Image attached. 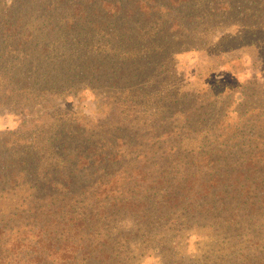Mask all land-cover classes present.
<instances>
[{
  "label": "rangeland",
  "instance_id": "rangeland-1",
  "mask_svg": "<svg viewBox=\"0 0 264 264\" xmlns=\"http://www.w3.org/2000/svg\"><path fill=\"white\" fill-rule=\"evenodd\" d=\"M94 1L97 4L94 11H97L100 3L98 0ZM13 5L11 7L9 0H0V15L4 16L0 27L1 62L8 60L13 63L16 58L21 59L23 54L29 55L34 46L36 54L31 56L38 57V60L42 61L38 63L43 66L50 60L67 63L70 58L80 54L77 64L81 62L84 49L81 46L76 51L67 49L71 44L70 37L66 44L67 37L59 41H55L53 37L50 42H45L48 47L44 53L38 49L39 34L45 32L46 27H53L66 20L69 23L75 21L76 24L75 15L91 13L89 11L92 10V6L88 0H14ZM255 13L258 22H263L261 20L264 18V9L259 8L247 13L251 17L245 18L247 23L244 26L240 23L234 24L239 19L231 14L223 20H213L203 23V26L199 25L194 31L195 34H192L195 49L177 53L175 51L170 63L165 61L163 67L159 65L155 67L154 74H148L146 77L150 88L145 90L143 98L141 92L127 89L128 85L116 87L117 93L108 96L101 89L102 85L86 78L81 79V73L85 71H81L80 67L74 69L73 63L68 76L69 79L71 76L74 78L64 85L55 84L46 88L44 94H35L37 98L34 106H31V101L22 100L20 107L15 106L20 109L11 106L0 107V135L20 133L19 138L11 140L2 137L6 139L8 149L3 148L7 151H11L12 144L18 146L23 154H26L25 150L28 148L34 149L38 137L34 139L33 133L39 134V129L43 126L55 129V126L64 123L63 125L69 127L68 130L77 136L73 138L77 143L68 153L55 155L47 150L46 142L41 145V162L30 157V160L35 161L34 166L39 167L36 172L28 167L27 171L16 176L22 168L18 164L14 168L11 167V175L8 173L4 179L0 178V264H97L93 260L81 262L84 257L78 250L74 248L72 255L69 256L71 247H67L66 244L61 246L64 240L68 241L67 235L69 233L74 235V232H78V239L83 237L84 241L91 235H96L95 239L98 241L110 240L114 248H120V251L125 254L127 251L129 254V256L126 254L128 260L125 264H165L168 260L164 259L165 255L172 257L173 261H179L181 258L201 261L210 255L213 238L204 231H198L193 223L189 226L191 229L187 230L186 223L179 221L181 217L179 213L171 218L172 223L166 220L161 225L154 226L155 230L150 232L143 228L137 230L138 225L134 226V220L129 216L113 219L114 221L112 217L108 219L106 215L111 214H108L105 206H100L105 196L102 191L104 187L107 192L111 188H120L124 183L123 173H131L137 169L150 172L152 164L160 166L164 161L159 159H163L172 147L178 151L175 155L172 152L174 158L179 157L180 152L184 153L183 155L190 153V157H197V153H204L210 150L212 144H216L214 136L205 137L204 133L201 134L202 127L199 128V132L190 133L195 130L189 127L193 121L187 124L180 116H173L174 122L160 124V119L166 116L163 112L166 108V95L169 93L175 100L181 95H187L185 98L187 102L197 99L195 107H202L203 124L204 120H207L205 121L207 125L213 124L229 105V117L225 124L236 123L237 117L245 115L240 120L242 123L247 122L249 126L255 127L264 126V28H251L255 21L250 20ZM86 20L90 21L92 17ZM63 26L64 24L59 27ZM78 28L82 35L87 31L90 34L94 33L93 27L90 26L82 25ZM77 30L74 26L69 33L75 36ZM65 33L66 31L63 32ZM78 40L80 44L88 43L85 47L94 53L99 52V49L91 47L93 45L101 47V50L110 46V40L103 39L101 33L91 40L82 37ZM92 59L93 57L88 61ZM66 63H58L53 72L50 70L51 66H44V72L52 77L60 76L68 69ZM62 67L63 71L60 72ZM6 70L5 65L0 63V78L3 73H7ZM55 73L58 74L54 75ZM98 88L105 94L98 91ZM1 91L2 97H7L5 86L0 87V96ZM121 92H124L125 97ZM241 92L245 94L241 105L232 104L233 101L241 99L238 95ZM128 97L132 98L133 103L124 107L123 100ZM23 104L26 105L22 106ZM176 107L177 105H174L173 110H176ZM251 110L255 111L250 114ZM122 111L124 113L120 114ZM234 111H237V114L233 113ZM23 121L28 123L22 126ZM29 121L36 122L31 124ZM126 126L128 132L138 128L141 136L128 138V135L123 133V139L119 134ZM54 129L43 131L39 135L41 141L42 139L46 141L59 130ZM162 132H170L171 135L165 139L161 137ZM157 135L160 136L159 139L155 138ZM260 136L264 137V134ZM249 138L251 140L245 138L241 141L243 149L237 147L229 151L235 154L233 159L250 154L252 148L246 146L261 144L260 142L254 144V136L250 135ZM2 145L3 142L0 147ZM117 153H120L121 157L112 161L114 154ZM139 153L140 158H135ZM223 155L228 157L227 153ZM194 160L200 168L198 159ZM4 168L0 171L1 174L9 172L6 164ZM66 177L72 180L71 184L64 181ZM255 178L259 179L260 185L251 186V197L252 200L255 199L254 203L257 202L261 206L264 205L262 199L264 171L250 177L252 180ZM49 182L50 186L45 192L50 196L47 199L38 195L33 186L39 187L40 183ZM67 186L70 189L66 191L64 187ZM98 195L102 198L97 200L95 198ZM104 210L105 215L102 214ZM92 215L94 220L98 218L99 223H102L97 231L95 226L92 227L93 222L87 221ZM258 216L254 228L256 232H262L257 238H264V208ZM76 217L84 221L81 223L74 220ZM69 218L72 219V224L68 223L71 222ZM248 234L251 236L250 231ZM38 235L45 239L43 240L45 243L52 238L58 245H53V248H39L38 242L41 240L38 239ZM251 240V237L245 236L244 247H248L249 250L245 249L239 256L243 255V258L247 259L244 264H259V258L260 264H264V243L257 249L252 246ZM58 246L61 248L59 251ZM255 249L257 251H254ZM37 251L41 252L40 256ZM233 255L237 258L233 259V263H237V254Z\"/></svg>",
  "mask_w": 264,
  "mask_h": 264
},
{
  "label": "trees",
  "instance_id": "trees-1",
  "mask_svg": "<svg viewBox=\"0 0 264 264\" xmlns=\"http://www.w3.org/2000/svg\"><path fill=\"white\" fill-rule=\"evenodd\" d=\"M9 1L11 2V7L14 6V0ZM89 2L92 6V10L89 11L91 13L75 15L76 24L75 21L69 23L66 20L64 23L59 22L53 27H46V31H42L39 34L40 43L38 49L44 53L47 52L48 47L45 42H50L53 37L55 41L67 37L65 44L68 37H70L72 40L67 49L76 51L79 46L84 49L81 62L77 64L81 54L70 58L67 63L65 61L54 62L50 60L44 66H51L50 70L52 72L58 63L68 64V69L60 76H49V74H45L43 64L38 63L42 61L38 60V57L31 56V54H36V46L33 47L34 50L29 52V55L23 54L21 59L18 60L16 58L13 63L8 60L6 62L0 61L7 69V73H3L0 78V87L3 88L5 86L7 93V97H2L3 91H1L0 107L11 106L14 109H20L15 108V106L20 107V101L22 100L31 101V106H34V101L37 98L35 94H44L47 91L46 88L53 87L55 84L64 85L74 78L71 76L69 79L70 76H68L73 63L74 69L80 67L81 71H85L81 73V79L86 78L100 86L102 85L101 89L108 96L117 91L116 87L128 85L127 89L141 92V97L143 98L145 90L150 88L146 77H148V74H154L155 67H158V65L163 67L165 61L170 63L169 61L175 51L177 53L178 51L195 49L193 48L195 43L192 34H195L194 31L198 29L199 25L202 24L201 26H203V23L213 20H223L231 14L239 19L234 24L240 23L244 26L247 23L245 18L251 17L247 14L248 12L259 8L264 9V0H98L100 7L97 11H94L97 6L94 3L95 1L88 0ZM50 7L48 6V8ZM256 14H253L250 20V22L255 21L251 28H264V18L261 20L263 22H258ZM90 17H92V20L87 21L86 19ZM3 21L4 16L0 15V27ZM62 24L64 26L59 27ZM76 25L78 27L82 25L93 27L94 33L90 34L87 31L82 35ZM74 26L78 30L75 31V36H72L69 31L74 29ZM130 26H133V28H130ZM97 29H100V31H97ZM147 30H150V32H146ZM65 31L66 33L63 34ZM99 33L102 34L103 39L110 40V46H107L105 50H101L99 46H91L99 49L97 53L90 52L85 47L88 43L80 44L78 40L79 37L85 40L90 38L91 40L92 37L97 36ZM88 56L93 57V59L88 61L91 58ZM62 71L63 67L60 72ZM57 74L55 73L54 75ZM97 90L100 91L99 88ZM125 91L128 92V90ZM121 93H123V96L125 95L124 92ZM238 95L241 99L233 101L232 104L237 103L240 106L245 94L241 92ZM186 96L181 95L179 99L177 97L175 100L170 93L166 95V108L165 112H163L166 116L160 119V124L166 125L170 121L174 122L172 120L173 116H180L187 124L193 121L189 127L195 130L190 131L189 129L190 133H196L202 127L201 134L204 133L205 137L214 136L216 144H212L210 150L204 153H197V157H190V153L183 155L184 153L180 152V156L178 155L179 157L174 158L171 155L172 152L175 155L178 151L172 147L163 159H159L164 161V163L160 166L152 164L150 172L137 169L131 173H121L124 183H122L120 188H111L108 192L104 187L102 191L105 194L104 202L100 206H105L108 214H111L106 215L108 219L112 217L111 219L114 221L113 219L129 216L134 220L133 225H138L137 230L143 228L148 230V232L155 230L154 226L161 225L166 220L168 223H172L171 218L176 213H179L181 215L179 221L180 223H186L187 230L191 229L189 226L193 223L192 225L198 231H204L213 238L212 251L203 260L181 258L179 261H173L171 260L172 257L165 255L164 259L168 258L165 264H244L247 259L243 258V255L239 256V254L245 249L246 251L249 250L248 247H244L243 240L245 236L252 238V246L257 249L261 243H264V238H257L262 232H256L254 228L257 224L255 219L259 217V212L263 211L264 205L260 206L257 202L254 203L255 199L252 200L251 197V186L257 187L260 185L258 183L259 179H250V177L264 171V137L260 136L264 134V126L255 127L249 126L247 122L242 123L240 120L245 115L237 117L235 119L236 123L225 124L229 117V105L226 106L225 112H222L213 124H205L207 120H204L203 124L201 120L204 115L202 107H195L198 100L187 102L188 100H185ZM128 98L123 100L124 107L133 103V100L131 101L132 98ZM107 99L109 100L108 97ZM25 105L23 104L22 106ZM174 105H177L178 109L176 107V110H173ZM254 111L251 110L249 113L252 114ZM123 113L122 111L120 114ZM233 113L237 114V111ZM27 123V121H23L21 125L24 126ZM29 123L31 122L29 121ZM63 124L55 126V129L59 130L50 135L46 141L44 139L41 141L39 135L43 131L49 130V128L54 129L53 127L43 126L39 129V134L34 132V139L37 136L39 141H36L34 149H26V154H23L22 150L13 144L11 151H7L6 139H2V137H8L7 140L19 138V132L7 135H4L5 133L1 134L0 144L3 142V145L1 146L2 148L0 147V167H2L0 171L5 169L6 164L9 172L5 171V174L0 172V178L4 179L8 173L11 175V167L14 168L18 164L22 168L16 176H20L25 170L27 171L28 167L36 172L39 167L34 166L35 161L30 160V157L41 162L40 154L42 148L40 147L45 142L47 150L55 155L70 152L72 146L77 143L73 141V138L77 136L76 133L70 132L68 130L70 128ZM178 130L180 132V128ZM126 132H128V126L119 135L123 139V133L127 134L128 138L141 136L138 128H135L134 131ZM177 134L181 135V133ZM170 135V132H162L161 137L166 139ZM250 135L255 137L254 144L259 142L261 144L246 146L250 149L252 148V152L241 155L242 158L240 159H233L235 154L229 151L237 147L241 149L243 147L241 141L245 138L250 139ZM155 138L159 139L160 136L157 135ZM120 142L122 143V140ZM225 153H227L228 157L223 155ZM119 154H114L112 161L119 159L121 157ZM140 156L141 153L136 154L135 158L138 159ZM194 159H198L200 168L197 167ZM40 164L42 165V163ZM64 181H67L68 184L72 183L69 177H66ZM49 186L50 182L40 183L39 187L33 186V188H35L38 195L49 199L50 196L45 194ZM64 189L67 191L70 188L67 186ZM261 191L260 189L259 192ZM100 198L102 196L98 195L95 199L98 200ZM262 199L264 198L262 197ZM104 213L105 210L102 214ZM93 217V215L90 216L87 221L93 222L94 225L92 227H98L97 229L95 228L97 231L102 223H99L100 219L94 220ZM75 219L81 223L84 221V219L77 217ZM68 220L71 221L68 223H73L71 218ZM248 231L251 232V236ZM67 236L68 241L64 240L61 246L66 244L67 247H71L68 252L69 256L72 255L74 248L78 250V253L84 257L80 260L81 262L93 260L97 264H125L128 260L127 251L125 254V252L120 251V248H114L110 240L104 239L99 240V242L95 239L96 235H91L86 237L84 241L83 237L78 239V232H74V235L69 233ZM88 238H91V240ZM38 239L41 240V242H38L39 248H53V245H58V242L52 238L46 243L41 235H38ZM75 241L78 242L75 243ZM126 242L127 238L124 240V243ZM60 249V246H58L57 250L59 251ZM257 249L254 251H257ZM36 253L39 256L41 254L40 251ZM235 253L238 257L237 263H233V259H237L233 255ZM127 255L129 256V254ZM72 259L74 261L78 260ZM260 260L259 258V264Z\"/></svg>",
  "mask_w": 264,
  "mask_h": 264
}]
</instances>
